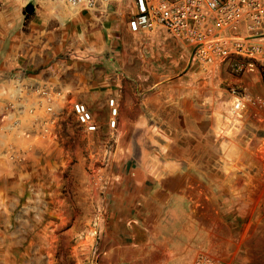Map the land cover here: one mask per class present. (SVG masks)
<instances>
[{
    "label": "rangeland",
    "instance_id": "374dc122",
    "mask_svg": "<svg viewBox=\"0 0 264 264\" xmlns=\"http://www.w3.org/2000/svg\"><path fill=\"white\" fill-rule=\"evenodd\" d=\"M132 5L0 0V264H264V65L238 78L225 63L193 64L163 30L122 32ZM10 27L30 28L10 37ZM55 27L110 32L91 36L105 44L92 50L65 46ZM15 41L50 59L21 74L30 88L21 101L10 96ZM88 61L107 83L88 86ZM66 63L78 71L69 90L30 78ZM157 77L169 86L152 95ZM45 86L60 93L52 111ZM75 101L98 131L80 125Z\"/></svg>",
    "mask_w": 264,
    "mask_h": 264
},
{
    "label": "built area",
    "instance_id": "2783aa9c",
    "mask_svg": "<svg viewBox=\"0 0 264 264\" xmlns=\"http://www.w3.org/2000/svg\"><path fill=\"white\" fill-rule=\"evenodd\" d=\"M73 8L107 9L124 0H48ZM127 21L132 33L165 30L178 39L186 49L193 64L221 66L234 77H248L258 65H264V0H132ZM21 75L13 80L10 96L18 101L26 100L29 87ZM48 111L60 94L53 87L39 88ZM235 113L243 108L242 94L231 90ZM109 126L116 127L119 105L115 98L108 100ZM73 112L80 125L89 132H96L99 124L96 116L83 101L73 103ZM191 264H212L200 257Z\"/></svg>",
    "mask_w": 264,
    "mask_h": 264
},
{
    "label": "crops",
    "instance_id": "0c3cea01",
    "mask_svg": "<svg viewBox=\"0 0 264 264\" xmlns=\"http://www.w3.org/2000/svg\"><path fill=\"white\" fill-rule=\"evenodd\" d=\"M29 28L30 27H10V37H12V34H16V33L18 34L21 33L24 35L26 34V30H28ZM55 29H63L64 32L68 33V35L65 37V41H66L65 46L70 47L71 45L72 47H80L82 44L85 43L87 44L85 46L88 49H92V50L97 49V46L104 48L105 44H102L100 40L99 42H95V39L103 38L102 31H104V29L110 32V30L107 27H69V28L55 27ZM118 29H120L122 32H124L125 30H128L130 32V30L128 29V23L124 24L121 27H118ZM141 33H146V32H141ZM134 34H139V33H134ZM91 36H93L95 39L92 40ZM109 38L110 37L107 36L105 42H107ZM10 41L12 40L10 39ZM10 46H12L10 47V71H14L15 76L30 72H35L37 69H40L43 65L45 64L47 65L50 62V59L48 57L47 58L40 57L41 53L43 52L41 51L42 48H36L34 50H30L29 48H27V45L23 41H15L13 43H10ZM71 64L66 63L65 64L66 68L64 66L61 69L62 71L60 70L56 71L54 70V68H48L45 73L41 74L40 70H38L40 72L38 74L39 76H30V78L32 79L50 78L49 80L52 81V83L55 84L56 86L59 85L60 87L69 90L74 85H77V82L74 83L75 80H73V76L75 74H78V71L77 70L75 71L76 68L73 69V64L72 65ZM99 69L100 67H98L97 64L94 63V61H88L85 63V67L83 70L84 81L88 82V86L91 87L92 89L99 87L98 85L100 84L107 83L103 80L104 76L102 75V70ZM47 73H49V76L47 75ZM155 80L157 81L158 85L154 88L155 90L152 89V93H153L152 95H154L155 93H159L164 89L167 90L169 85L166 82L168 81V79L157 77ZM163 80L165 81L163 82ZM10 86H11V90L15 91L13 87V83H11ZM157 96L159 97L161 96V94L160 95L158 94Z\"/></svg>",
    "mask_w": 264,
    "mask_h": 264
},
{
    "label": "water",
    "instance_id": "95a60500",
    "mask_svg": "<svg viewBox=\"0 0 264 264\" xmlns=\"http://www.w3.org/2000/svg\"><path fill=\"white\" fill-rule=\"evenodd\" d=\"M27 9V8H26ZM28 10V9H27Z\"/></svg>",
    "mask_w": 264,
    "mask_h": 264
}]
</instances>
